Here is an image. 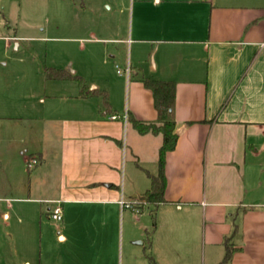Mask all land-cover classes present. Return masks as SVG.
Segmentation results:
<instances>
[{"label": "crops", "instance_id": "crops-1", "mask_svg": "<svg viewBox=\"0 0 264 264\" xmlns=\"http://www.w3.org/2000/svg\"><path fill=\"white\" fill-rule=\"evenodd\" d=\"M100 1L69 7L64 31L97 51L90 64L111 45L124 103L81 69L52 68L107 92L111 112L72 79L0 63V264H184L189 252L190 264H220L226 238L230 264H264V0ZM8 28L6 44L20 38ZM146 78L175 82L178 140L165 202L139 211L154 174L146 158L159 170L162 145L161 135L126 132L131 118L158 119ZM125 144L145 171L139 185L123 181ZM56 204L61 223L50 218Z\"/></svg>", "mask_w": 264, "mask_h": 264}, {"label": "rangeland", "instance_id": "rangeland-1", "mask_svg": "<svg viewBox=\"0 0 264 264\" xmlns=\"http://www.w3.org/2000/svg\"><path fill=\"white\" fill-rule=\"evenodd\" d=\"M88 2L89 0H19L10 4L6 0H0V5L5 3L8 7L6 13L1 11L2 5L0 7V36L5 35L10 26L12 31L18 30V37H20L16 42L10 41L9 44L0 40V63H7L6 70L9 72L12 69L19 68L11 73H32L35 76H43L45 67L67 69L71 66L70 68L73 71L81 69L87 75L86 81L88 83H94L93 85H99V87H111L116 103L119 105L125 101L126 91L124 83L121 84V78L125 77V71L122 62L115 61L111 57V45H108L109 50L99 45V63L96 61L97 65L90 64L91 57L95 58L97 51L93 50L90 54L88 48L92 45L87 44L83 48L82 41L74 39L76 38L75 34L64 31V21L67 17L65 13L69 11L68 8L74 5L80 8L83 3L88 4ZM99 2V8H101L102 3L100 0ZM102 11L104 12V9ZM9 35H12V33H9ZM26 36L39 37V39L21 38ZM17 42L21 43L20 47L16 46ZM30 60H33L34 63L29 64L28 61ZM151 64H155L154 56L151 59ZM0 68L4 69L5 66L1 67L0 65ZM72 84L75 88H78L75 82H72ZM110 97L112 98L111 94ZM99 100H102V98H99ZM127 131L129 135L131 133L138 134L130 123ZM125 151H127L126 158H124V166L121 170L123 181L128 187L132 182L139 185L141 178H144L145 171L142 173L136 166L138 161L130 153V148H127L126 144ZM153 155L152 161L158 160V150L156 155ZM146 159L150 162L145 166L146 173L151 171L150 173L157 175L159 170H154L150 165L151 155ZM36 231L37 233L41 232L40 222L36 225ZM172 257L170 256L168 259ZM183 261L184 264L191 263V252L184 254Z\"/></svg>", "mask_w": 264, "mask_h": 264}, {"label": "trees", "instance_id": "trees-1", "mask_svg": "<svg viewBox=\"0 0 264 264\" xmlns=\"http://www.w3.org/2000/svg\"><path fill=\"white\" fill-rule=\"evenodd\" d=\"M45 76L49 80H66L72 79L79 86V95L82 98L99 96L104 102V111L111 112L109 95L105 91H91L87 83L79 76H71L65 70L52 67H45ZM144 86L153 94L154 105L158 112V119L155 122H144L134 118L130 121L139 134H153L162 136V145L159 149V172L151 176L150 188L141 196L140 202L136 208L141 211L146 204L158 206L165 202L164 194L167 184L165 175L166 155L175 149L178 134L176 133V123L172 118V110L175 102L176 84L173 81H161L146 78L143 80ZM231 238H226V253L220 264H230L233 253L236 248L230 242ZM151 264H156L153 258H150Z\"/></svg>", "mask_w": 264, "mask_h": 264}, {"label": "built area", "instance_id": "built-area-1", "mask_svg": "<svg viewBox=\"0 0 264 264\" xmlns=\"http://www.w3.org/2000/svg\"><path fill=\"white\" fill-rule=\"evenodd\" d=\"M128 71V70H127ZM112 119H117L116 116H113ZM38 163L37 160H31L29 167L34 166ZM121 206H128V204L126 202H124L123 200L120 202ZM50 218L52 221L56 222V223H61L63 220V211L62 208L60 206V204H56L52 210L50 211Z\"/></svg>", "mask_w": 264, "mask_h": 264}]
</instances>
